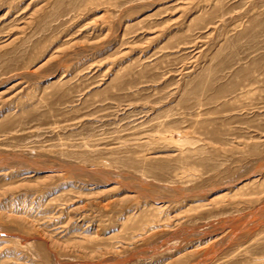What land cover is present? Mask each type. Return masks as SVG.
I'll use <instances>...</instances> for the list:
<instances>
[{"label":"rangeland","instance_id":"rangeland-1","mask_svg":"<svg viewBox=\"0 0 264 264\" xmlns=\"http://www.w3.org/2000/svg\"><path fill=\"white\" fill-rule=\"evenodd\" d=\"M0 264H264V0H0Z\"/></svg>","mask_w":264,"mask_h":264}]
</instances>
